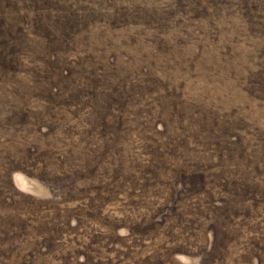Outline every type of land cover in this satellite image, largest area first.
<instances>
[{"label":"rangeland","instance_id":"rangeland-1","mask_svg":"<svg viewBox=\"0 0 264 264\" xmlns=\"http://www.w3.org/2000/svg\"><path fill=\"white\" fill-rule=\"evenodd\" d=\"M0 264H264V0H0Z\"/></svg>","mask_w":264,"mask_h":264}]
</instances>
